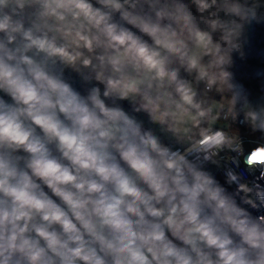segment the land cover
<instances>
[{
  "label": "clouds",
  "instance_id": "obj_1",
  "mask_svg": "<svg viewBox=\"0 0 264 264\" xmlns=\"http://www.w3.org/2000/svg\"><path fill=\"white\" fill-rule=\"evenodd\" d=\"M192 3L0 0V264H264V88L237 110L228 70L258 5Z\"/></svg>",
  "mask_w": 264,
  "mask_h": 264
},
{
  "label": "trees",
  "instance_id": "obj_2",
  "mask_svg": "<svg viewBox=\"0 0 264 264\" xmlns=\"http://www.w3.org/2000/svg\"><path fill=\"white\" fill-rule=\"evenodd\" d=\"M186 4L192 13L199 17L192 0H179ZM258 5L256 18L251 23H245L238 44L239 51L233 55V64L250 73L251 79L246 83L250 91H260L264 88V0H252ZM201 27H205L201 24ZM242 54V55H241ZM245 102V101H244Z\"/></svg>",
  "mask_w": 264,
  "mask_h": 264
},
{
  "label": "built area",
  "instance_id": "obj_3",
  "mask_svg": "<svg viewBox=\"0 0 264 264\" xmlns=\"http://www.w3.org/2000/svg\"><path fill=\"white\" fill-rule=\"evenodd\" d=\"M228 70L233 74L234 82L237 85V87L234 89V92L232 94L236 95L237 97L236 108L237 110H239L240 103L246 101L249 98L248 93L250 92V89L247 87L246 83L250 81L251 76L249 72L244 71L238 67L230 66ZM215 94H216L215 92L208 93L207 98L211 101L212 99H215ZM218 123L219 126H215L217 128H230L233 132H235L238 128V126L233 121H231L230 117L228 119H224L222 117ZM242 134L245 135L247 138L246 133L242 132ZM229 155H230L229 153L221 154L222 159L220 160L219 168L213 167L211 164L208 165V167L214 172V174L222 184L225 183V179H226L225 171L228 168L234 167L231 164V162L228 160ZM235 170L239 172V169H235ZM233 187H235V185H233ZM253 199H255V197H253ZM256 202L259 203L258 200ZM259 211L264 213V208H261Z\"/></svg>",
  "mask_w": 264,
  "mask_h": 264
},
{
  "label": "crops",
  "instance_id": "obj_4",
  "mask_svg": "<svg viewBox=\"0 0 264 264\" xmlns=\"http://www.w3.org/2000/svg\"><path fill=\"white\" fill-rule=\"evenodd\" d=\"M181 74H182L183 76H186L188 79H192V77H191V76H188L187 73H184L183 70L181 71ZM69 76H70V79H72V81H73V83L75 84V86H76L77 88H80L81 91H83V87L81 86V84H80L78 78H76L75 75H74V74H71V73H69ZM200 87L202 88L203 85H201ZM217 102H219V101H217ZM120 103H121L126 109L131 110V109H130V106H129V104H128V102H120ZM141 118H142V119H145L146 126H149V125H147V118L144 117L143 115H141ZM215 126H219V123H217Z\"/></svg>",
  "mask_w": 264,
  "mask_h": 264
},
{
  "label": "rangeland",
  "instance_id": "obj_5",
  "mask_svg": "<svg viewBox=\"0 0 264 264\" xmlns=\"http://www.w3.org/2000/svg\"><path fill=\"white\" fill-rule=\"evenodd\" d=\"M261 93L260 91H250L248 93V96L249 98L244 102L243 106L247 103V101L251 100V101H257L261 98ZM243 106H240L239 105V108L241 109V107Z\"/></svg>",
  "mask_w": 264,
  "mask_h": 264
},
{
  "label": "water",
  "instance_id": "obj_6",
  "mask_svg": "<svg viewBox=\"0 0 264 264\" xmlns=\"http://www.w3.org/2000/svg\"><path fill=\"white\" fill-rule=\"evenodd\" d=\"M215 100L216 101H219L220 100V97L217 94H215ZM243 104H244V102H241L240 103V106H243Z\"/></svg>",
  "mask_w": 264,
  "mask_h": 264
}]
</instances>
